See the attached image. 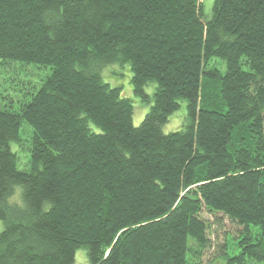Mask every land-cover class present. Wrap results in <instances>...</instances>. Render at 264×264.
<instances>
[{"label":"trees","instance_id":"trees-1","mask_svg":"<svg viewBox=\"0 0 264 264\" xmlns=\"http://www.w3.org/2000/svg\"><path fill=\"white\" fill-rule=\"evenodd\" d=\"M15 62L50 74L0 109V264H73L78 249L201 264L202 212L241 227L223 264H264V0H213L208 17L201 0H0V63ZM112 64L141 101L152 89L138 126L101 77Z\"/></svg>","mask_w":264,"mask_h":264},{"label":"rangeland","instance_id":"rangeland-1","mask_svg":"<svg viewBox=\"0 0 264 264\" xmlns=\"http://www.w3.org/2000/svg\"><path fill=\"white\" fill-rule=\"evenodd\" d=\"M203 11L206 17L211 15V8L213 0H201ZM117 64L107 65L101 70V77L104 82L111 87L119 86L124 97L131 101L133 106L132 123L138 126L148 113L152 104V89L145 87V92L150 96V101L145 103L140 100L132 91L131 76L132 73L129 67ZM50 74L49 68H44L37 65H21L20 63H11L3 65L0 63V109H7L14 111L27 100L32 94V87L42 83L47 75ZM185 115L184 109L180 108L173 113L168 122L162 126L164 133L178 130L183 124V117ZM183 120V121H182ZM28 127L22 124L19 137L22 140L19 144H13L12 149L18 152L17 168L24 169L27 166L28 147L27 135ZM20 191V188H16ZM18 191L9 199V202L20 201ZM201 218L208 224L207 238L209 239L206 249L203 251L201 264H223L220 257H223L224 262L227 263L226 257L222 256L223 251L228 247L227 253L231 251L233 244L237 241L235 239L241 227L235 222H232L227 217L222 215L213 216L206 212H202ZM3 229L2 221H0V231ZM73 264H88L86 258V250L78 249L75 253ZM245 264H256L253 261H246Z\"/></svg>","mask_w":264,"mask_h":264}]
</instances>
